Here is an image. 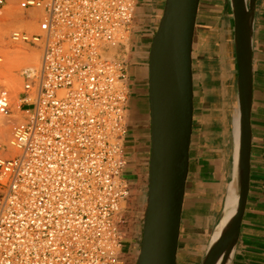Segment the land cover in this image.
I'll return each mask as SVG.
<instances>
[{"label": "built area", "instance_id": "2783aa9c", "mask_svg": "<svg viewBox=\"0 0 264 264\" xmlns=\"http://www.w3.org/2000/svg\"><path fill=\"white\" fill-rule=\"evenodd\" d=\"M138 3L0 0L35 27L11 41L39 53L21 71L18 110L0 89L10 125L0 134V264H129L140 222L125 147Z\"/></svg>", "mask_w": 264, "mask_h": 264}, {"label": "crops", "instance_id": "0c3cea01", "mask_svg": "<svg viewBox=\"0 0 264 264\" xmlns=\"http://www.w3.org/2000/svg\"><path fill=\"white\" fill-rule=\"evenodd\" d=\"M165 1L139 0L132 29L126 175L142 191L147 187L151 151L149 55ZM248 2L252 3L250 182L239 234L226 264H264V0ZM234 14V0L199 2L192 64L193 125L180 228V264L202 263L236 179L239 93ZM138 243L139 239L132 244L133 254H137Z\"/></svg>", "mask_w": 264, "mask_h": 264}, {"label": "water", "instance_id": "95a60500", "mask_svg": "<svg viewBox=\"0 0 264 264\" xmlns=\"http://www.w3.org/2000/svg\"><path fill=\"white\" fill-rule=\"evenodd\" d=\"M199 2L166 0L152 40L148 82L151 151L147 196L144 211L140 215L142 225L137 226L141 245L136 264L181 263L178 252L193 125L192 64ZM234 2L239 93L236 177L239 205L231 230L214 246L209 243L201 264H215L223 251L228 247L231 250L239 234L249 190L252 144V3L248 0ZM225 209L226 205L220 222Z\"/></svg>", "mask_w": 264, "mask_h": 264}, {"label": "rangeland", "instance_id": "374dc122", "mask_svg": "<svg viewBox=\"0 0 264 264\" xmlns=\"http://www.w3.org/2000/svg\"><path fill=\"white\" fill-rule=\"evenodd\" d=\"M12 6V7H11ZM6 7H11V8H6ZM3 11H0V40L3 41V44H0V57H1V61H0V83H2V85L0 86V89H2V87L4 88V82H7V80L10 77V72H8L10 68L12 67H16L15 69L13 68V76L15 79V92L13 93L12 90L11 92V97H12V102H13V108L14 105L18 104V95L19 92L22 90V77H21V71L23 70V68L27 67V66H38V64H35L32 59L30 60L29 58H13L12 56H10L7 51L12 49V50H18V51H25V52H30V53H36V55L38 54V62H39V53H37V51L34 48H31L25 44H17V43H13L11 41L10 35L13 31L15 30H22L19 26V22H15V24L13 22L12 19L18 21L16 18H20L22 16V11L17 9L14 5H7ZM14 7V8H13ZM14 9V10H12ZM17 9V10H16ZM9 12L8 10H10L12 12V14L16 15V18L14 15L11 14V12H9L8 14H6ZM164 10V9H163ZM15 12V13H14ZM5 13V14H4ZM3 15V16H2ZM12 15V16H9ZM162 16V15H161ZM14 17V18H12ZM135 26V21L133 23V27ZM23 28V26H21ZM26 29V28H24ZM133 34L131 33V37H130V46L132 47V51L134 50L133 47ZM4 69V70H3ZM7 72V74H4L3 72ZM2 72V73H1ZM6 80V81H5ZM7 85H5L6 87ZM6 89H9L8 87ZM18 101V102H17ZM3 119V120H1ZM2 126V127H1ZM5 127V128H4ZM7 127V128H6ZM2 128V129H1ZM6 130H9L6 131ZM2 133V134H1ZM8 133H10V125L7 124V120L3 117H1L0 115V134L3 135L6 138H9L10 134L8 135ZM129 133V130H128ZM6 134V136L4 135ZM136 187H140L137 184L135 185ZM146 187V184H145ZM136 189L135 193L139 192V197L132 199V203L130 204V209H129V213H131V215L135 216V217H140V215L143 213L144 211V201L145 198L147 196V190L145 188V190L142 191ZM138 196V194H136ZM140 225H142V220L140 219L139 222ZM140 245H141V241L139 240V243L137 245L136 248V253L138 254L139 250H140ZM137 254H133L130 258L129 264H136L137 262Z\"/></svg>", "mask_w": 264, "mask_h": 264}, {"label": "bare ground", "instance_id": "6f19581e", "mask_svg": "<svg viewBox=\"0 0 264 264\" xmlns=\"http://www.w3.org/2000/svg\"><path fill=\"white\" fill-rule=\"evenodd\" d=\"M236 1V0H235ZM235 4V2H234ZM12 7V6H11ZM11 7H6L7 9L8 8H11ZM235 7V5H234ZM5 8V9H6ZM14 8V7H13ZM14 10V9H12ZM17 10V9H16ZM9 12H11L10 10H8ZM8 12V13H9ZM6 14L7 13V10L5 12ZM4 13V14H5ZM15 13V12H14ZM12 14V12H11ZM14 15V14H12ZM12 15H9V16H12ZM235 15V14H234ZM3 16V15H2ZM15 18H16V15H14ZM23 15L20 17V18H16L18 21L12 19L13 21L10 20V22H13L15 24V22H19L17 24H21V26H23V28L20 26L21 29H28V30H32L34 29L35 27L33 26V24L30 22V21H26L25 19L22 18ZM14 18V17H12ZM15 21V22H14ZM236 24V23H235ZM3 44V41L0 40V44ZM7 53L12 56L13 58H29L30 60L32 59V61L35 63V64H38V54L36 55V53H30V52H25V51H18V50H8ZM13 68L15 69L16 67H12L10 69H8L10 72V77L9 79L7 80V82H4L6 84H4V88H9V90L14 93L15 92V79H14V76H13ZM17 69V68H16ZM4 70V69H3ZM2 71V70H1ZM3 72V71H2ZM1 72V73H2ZM4 74H7V72H3ZM6 81V80H5ZM2 85V83H0ZM0 85V86H1ZM5 85H7L5 87ZM3 86V85H2ZM3 88V87H2ZM18 99V98H17ZM18 102V101H17ZM19 104V102H18ZM18 104L14 105V109L18 110ZM2 117V116H1ZM3 120V119H1ZM4 121V120H3ZM2 127V126H1ZM5 128V127H4ZM7 128V127H6ZM2 129V128H1ZM9 132V130H6ZM2 134V133H1ZM10 133H8L9 135ZM6 136V134H4ZM237 149V148H236ZM236 177H237V173H236ZM228 193V192H227ZM227 198V197H226ZM238 205H239V192H238V185L236 184V179L234 181V183L231 185V188H230V191H229V194H228V198H227V204H226V209H225V212H224V215H223V218L221 220V222L219 223V225L217 226L214 234H213V237L211 239V242H210V245L211 246H214L215 243L220 239L222 238L223 235H225L227 232H229L233 226V224L235 223V216H236V212H237V209H238ZM230 247H228L225 251H223L222 254H220V256L218 257L217 261L215 264H226V261H227V258L229 256V250Z\"/></svg>", "mask_w": 264, "mask_h": 264}]
</instances>
